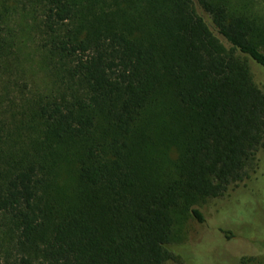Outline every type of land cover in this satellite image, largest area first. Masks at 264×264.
Listing matches in <instances>:
<instances>
[{"label":"trees","instance_id":"trees-1","mask_svg":"<svg viewBox=\"0 0 264 264\" xmlns=\"http://www.w3.org/2000/svg\"><path fill=\"white\" fill-rule=\"evenodd\" d=\"M37 4L47 86L14 104L0 32V264L179 260L201 201L264 177L259 1Z\"/></svg>","mask_w":264,"mask_h":264},{"label":"rangeland","instance_id":"rangeland-1","mask_svg":"<svg viewBox=\"0 0 264 264\" xmlns=\"http://www.w3.org/2000/svg\"><path fill=\"white\" fill-rule=\"evenodd\" d=\"M258 1L264 13V3ZM0 6L6 24L0 32H9L17 45L8 59L12 67H17L12 75L18 85L11 88L6 99L14 104L20 101L23 91L34 93L47 86L40 83L46 55L41 47L37 0H0ZM2 74L0 64V82L6 81ZM253 75L256 82L264 80L258 70L253 69ZM23 83L28 85L26 89L19 86ZM239 186L229 189L224 197L201 201L204 222L199 225L189 218L182 230L183 239L168 246L179 258L169 264H264V209L259 207L264 197V177Z\"/></svg>","mask_w":264,"mask_h":264}]
</instances>
